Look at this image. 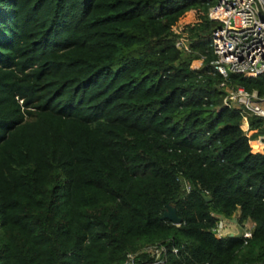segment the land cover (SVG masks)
<instances>
[{
    "label": "trees",
    "instance_id": "obj_1",
    "mask_svg": "<svg viewBox=\"0 0 264 264\" xmlns=\"http://www.w3.org/2000/svg\"><path fill=\"white\" fill-rule=\"evenodd\" d=\"M218 1L0 0V264H264V142L224 105Z\"/></svg>",
    "mask_w": 264,
    "mask_h": 264
},
{
    "label": "built area",
    "instance_id": "obj_2",
    "mask_svg": "<svg viewBox=\"0 0 264 264\" xmlns=\"http://www.w3.org/2000/svg\"><path fill=\"white\" fill-rule=\"evenodd\" d=\"M209 17L219 24L213 32L212 48L216 58L211 63L224 78L221 83L226 90L224 105L242 115L241 127L250 145L261 148L264 134L253 137L249 118L264 119V96L257 90L250 92L241 86H230L227 80L232 73L254 78L264 74V0H219L210 8ZM224 222L219 224L221 236L227 234L221 231ZM247 233L245 236H249ZM147 249H153L158 256L166 253V248L160 244L144 248ZM124 264H137L135 254H129ZM150 264L167 262L160 258Z\"/></svg>",
    "mask_w": 264,
    "mask_h": 264
},
{
    "label": "water",
    "instance_id": "obj_3",
    "mask_svg": "<svg viewBox=\"0 0 264 264\" xmlns=\"http://www.w3.org/2000/svg\"><path fill=\"white\" fill-rule=\"evenodd\" d=\"M207 201H210L211 200V197L207 196L205 198ZM162 219L163 220H170L172 221L174 224H181L182 223V218L178 215L177 213V210H176V207L171 205V204H168L165 211H164V214L162 216ZM221 220L222 221H226V219L224 217H221ZM234 224H237L238 223V220L237 219H233L231 220ZM231 236H237V237H244L245 236V231L242 227L238 226V233H231Z\"/></svg>",
    "mask_w": 264,
    "mask_h": 264
},
{
    "label": "rangeland",
    "instance_id": "obj_4",
    "mask_svg": "<svg viewBox=\"0 0 264 264\" xmlns=\"http://www.w3.org/2000/svg\"><path fill=\"white\" fill-rule=\"evenodd\" d=\"M238 226H239L238 223L234 224L232 221L226 220L224 223L221 224V228H222L221 231H222V233L225 232L227 234L228 233H238ZM246 226H247L248 231H249L250 229L253 228L254 223H252V224L247 223ZM247 234L250 235L251 234L250 231Z\"/></svg>",
    "mask_w": 264,
    "mask_h": 264
}]
</instances>
